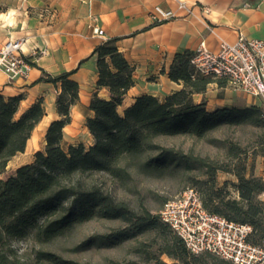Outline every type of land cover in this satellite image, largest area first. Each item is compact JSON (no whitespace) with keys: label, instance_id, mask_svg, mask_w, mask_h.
<instances>
[{"label":"trees","instance_id":"trees-1","mask_svg":"<svg viewBox=\"0 0 264 264\" xmlns=\"http://www.w3.org/2000/svg\"><path fill=\"white\" fill-rule=\"evenodd\" d=\"M117 38H108L97 45L95 57L96 89L105 88L107 98L93 92L88 104L91 116L84 126L92 143L61 145L62 129L70 122V107L78 100V85L64 72L46 75V82L58 84L55 98L59 119L45 131V145L36 151L29 164L0 178V264H91L65 260L59 255L37 249L32 259L23 260L12 244L31 239L40 246L69 236L76 227L92 220L116 221L122 224L107 234L91 236L76 245L84 251L90 245L116 247L138 237H152L150 245L138 243L132 250L134 259L109 261L103 264H203L207 256L212 264H231L212 253H190L182 240L163 223L158 213L143 201L135 207L116 199L98 180L105 175L124 186L132 180V171L157 179L177 170L183 173L202 171L207 180L194 181L206 185L196 190L200 204L208 213L228 221L248 224L252 231L248 241L264 248V180L246 175L248 151L238 144L227 146V156L235 161L231 168L216 166L207 159L162 145L159 140L184 136L205 139L223 128L250 127L255 130L252 155L264 157V109L252 104L216 107L209 111L203 101L195 102L194 94H202L209 84L224 87V78L199 73L191 64L192 51L173 56L167 77L182 87L159 99L149 94L135 96L125 104L128 90L134 86L133 66L119 52ZM22 96L0 94V175L8 162L24 151L27 139L42 119L44 109L38 99L20 110ZM218 171L231 172L237 179L238 198L220 195L214 186ZM166 256L171 263L162 261Z\"/></svg>","mask_w":264,"mask_h":264},{"label":"crops","instance_id":"crops-1","mask_svg":"<svg viewBox=\"0 0 264 264\" xmlns=\"http://www.w3.org/2000/svg\"><path fill=\"white\" fill-rule=\"evenodd\" d=\"M154 6L170 10L173 17L154 23L150 18ZM92 25L101 29L102 36L92 34ZM238 34L264 40V0H0V46L21 39L22 52L31 64L27 77L9 79L0 70V94L22 96L20 110L38 99L44 109L24 151L12 157L8 166L17 158L21 162L15 169L31 163L34 153L44 148L48 125L59 119L55 98L60 87L46 82V75L68 72L78 85V100L70 107L61 145L92 143L84 126L85 118L92 115L90 97L97 92L107 98L108 92L96 89V62L91 53L104 40L117 38L119 52L133 66L135 83L126 96L131 100L149 94L162 99L182 87L167 77L174 54L193 52L202 40L215 51L221 41L234 42ZM238 94L242 95L228 84L211 83L193 99L203 101L211 111L234 105ZM242 96L248 99L246 106L256 104V99Z\"/></svg>","mask_w":264,"mask_h":264},{"label":"built area","instance_id":"built-area-1","mask_svg":"<svg viewBox=\"0 0 264 264\" xmlns=\"http://www.w3.org/2000/svg\"><path fill=\"white\" fill-rule=\"evenodd\" d=\"M179 7L184 8V4L179 2ZM172 17L170 10L159 6H154L150 13L154 23ZM91 32L102 36L101 29L95 25L91 26ZM22 43L21 39L8 40L0 46V70L9 79L27 77L31 70L29 59L22 52ZM193 52L191 64L195 70L224 78L233 90L259 100L264 109V40L238 34L234 42L221 41L215 51H210L202 40ZM158 216L192 254L209 252L231 264H264V248L248 241L251 226L208 213L193 188L187 187L164 202Z\"/></svg>","mask_w":264,"mask_h":264},{"label":"rangeland","instance_id":"rangeland-1","mask_svg":"<svg viewBox=\"0 0 264 264\" xmlns=\"http://www.w3.org/2000/svg\"><path fill=\"white\" fill-rule=\"evenodd\" d=\"M242 95L238 94V96H235L236 103L234 105L239 107L246 106V100L248 99L245 100ZM124 103H130V96L126 97ZM256 104L261 105V102L257 100ZM254 138L255 130L250 127H239L229 129L223 128L214 131L202 140L178 136L161 139L159 142L175 150L205 158L213 165L225 168H231L235 164V161H230L227 156L228 144H238L240 148H245L248 151L245 162L246 175L252 173L264 180V157L258 154L255 156L251 154ZM20 162L21 160L18 158L13 159L9 166L7 164L5 172L0 175V178L11 175ZM194 177L197 178V180H207L200 170L187 174L183 173L182 170H177L171 175H166L161 179L144 176L132 171V180L124 186H121L105 175L98 176V180L116 199L125 200L129 202L132 207H135L137 202L141 200L148 209L158 213L164 202L174 198L185 188L193 187L199 192V190L209 185V183H206V185L205 183H197L194 181ZM237 183L236 177L231 172L218 171L215 175L214 186L220 190V195L224 197L238 198L236 193ZM260 199L264 203V195H261ZM121 226L122 224L116 221L92 220L76 227L69 236L56 239L48 245L40 246L31 239H28L14 242L12 248L16 250L23 260L27 261L32 259L33 251L37 249L51 251L65 260H72L79 263L103 264L112 260H132L135 258L132 251L135 246L138 245L139 242L143 245H150L152 237H138L137 239L126 241L116 247H97L92 244L84 251H74L73 249L76 245L91 236L107 234ZM161 259L166 263H171V260L164 255L161 256ZM202 260L203 264H212L207 256L202 257Z\"/></svg>","mask_w":264,"mask_h":264}]
</instances>
